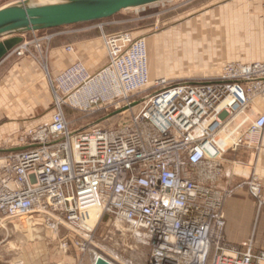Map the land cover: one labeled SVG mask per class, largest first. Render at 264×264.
Returning <instances> with one entry per match:
<instances>
[{"label":"built area","instance_id":"2783aa9c","mask_svg":"<svg viewBox=\"0 0 264 264\" xmlns=\"http://www.w3.org/2000/svg\"><path fill=\"white\" fill-rule=\"evenodd\" d=\"M104 38L108 64L83 79L85 70L76 63L61 83L81 79L79 94L109 75L107 86L90 91L84 104L71 101L91 110L123 95L127 109L122 114L132 111L131 120L73 129L57 99L50 122L23 131L19 148L0 153V226L36 215L59 235L64 228L62 248L72 246L79 264L99 259L142 264L110 254L115 251L107 244L115 241L112 230L97 236L99 225L116 221L137 243L150 247L145 264H264V250L255 248L254 239L233 245L225 235L228 198L246 189L261 207L262 182L232 165L221 185L229 152L259 151L262 145L264 60L228 63L216 79L152 81L142 40L127 32ZM26 46L14 52L22 55ZM150 87L157 90L133 105L131 98ZM93 207L101 209L100 220L88 233Z\"/></svg>","mask_w":264,"mask_h":264},{"label":"rangeland","instance_id":"374dc122","mask_svg":"<svg viewBox=\"0 0 264 264\" xmlns=\"http://www.w3.org/2000/svg\"><path fill=\"white\" fill-rule=\"evenodd\" d=\"M13 1L15 0H2L0 7ZM237 16L246 22L255 23L250 27L239 28ZM263 20L264 0H166L138 9L124 10L105 20L29 33L48 37L62 30L105 25L104 36L127 32L135 40L145 43L152 81L160 77L173 81H200L219 78L223 67L228 63H250L263 59ZM246 30L250 31L248 35L238 36V33ZM25 44L24 42L20 47ZM39 46L41 51L35 52L27 45L24 47V54L14 52L11 59L14 61L25 55H33L43 69L36 80L16 84L18 87L22 86V96L29 93L38 96L42 102L48 100L53 111L56 109L57 99L61 98L62 109L73 129L94 124L117 126L131 120L132 111L122 114L127 109L123 95L96 105L94 109L85 110L83 105L72 103L70 99L81 88V79L61 83L63 73L76 63L82 64L85 70L83 79L95 76L109 62L107 45V64L96 73L90 72L83 62L77 61L56 76L48 70V54L43 48V42ZM9 66L7 63L1 67L0 80L9 74ZM11 75L14 76L15 73L12 72ZM156 90V87H150L146 92L133 96L131 102L136 105ZM117 103L121 104L120 108H116ZM256 105L263 106L260 100L256 101ZM138 109L139 106L133 110ZM24 129L29 128H23L22 132ZM6 141L9 140L0 142ZM16 146H20L19 139ZM235 170L241 172L240 167ZM110 225H99L97 236L101 238L108 230H112L115 241H108L107 244L125 259L131 258L145 264L150 247L137 243L126 231L124 224L117 222ZM64 233V228L60 235L47 228L43 219L36 215L29 219L7 220L4 226H0V264H79L80 254L72 246L67 251L62 248L60 237Z\"/></svg>","mask_w":264,"mask_h":264},{"label":"crops","instance_id":"0c3cea01","mask_svg":"<svg viewBox=\"0 0 264 264\" xmlns=\"http://www.w3.org/2000/svg\"><path fill=\"white\" fill-rule=\"evenodd\" d=\"M237 20L239 28L250 27L255 23V21L246 22L240 16H237ZM105 28V25L87 26L58 31L48 37H39L33 33H26L22 36L25 43L35 52L40 48L37 44L43 42V48L48 54L50 74L56 76L77 61L83 62L90 72L96 73L108 61L104 40ZM249 32L246 30L241 34L238 33V36L244 37ZM69 45L73 47V50L67 49ZM14 55L13 52L0 64V69L7 63L10 65L9 74L0 80V141L9 140L4 143L0 142V153L17 149V141L23 128L50 122L55 111L48 100L42 102L38 96L29 93L28 96H22L23 94L20 93L22 86L18 87L16 84L22 85L36 80L43 69L33 55H25L11 61ZM263 60L264 58L252 62ZM12 72L15 73L14 76L11 75ZM232 165L235 168L240 167V173L243 175L247 176L252 171L260 179L263 184L264 198V132L259 151L244 147L238 152H229L226 155L225 178L221 185L226 184ZM225 215V235L228 242L239 245L252 238L255 248L264 250V205L259 207L257 199L251 196L246 189H241L228 198Z\"/></svg>","mask_w":264,"mask_h":264},{"label":"water","instance_id":"95a60500","mask_svg":"<svg viewBox=\"0 0 264 264\" xmlns=\"http://www.w3.org/2000/svg\"><path fill=\"white\" fill-rule=\"evenodd\" d=\"M166 0H15L0 7V64L25 41L23 34L114 17ZM97 264H110L99 259Z\"/></svg>","mask_w":264,"mask_h":264},{"label":"bare ground","instance_id":"6f19581e","mask_svg":"<svg viewBox=\"0 0 264 264\" xmlns=\"http://www.w3.org/2000/svg\"><path fill=\"white\" fill-rule=\"evenodd\" d=\"M45 1H47V2H54V1H56V0H45ZM140 8H142V7H140ZM135 9H138V8H135ZM138 11V10H137ZM109 75H102V76H99L98 78H96L95 80H93V81H91L88 85H87V87L86 88H84L83 90H82V92H80L79 94H73L71 97H70V99L73 101V102H75V103H77L76 101H78V102H83V104L85 103V101H86V96H87V94L90 92V91H94V90H98V89H102L103 87L105 88V86H107L106 84V82H107V79L109 78L108 77ZM116 88H117V86H116ZM103 93H104V91H103ZM106 94H107V92H106ZM91 216H90V218H89V220L86 222V224H85V227L87 228V230H88V233L90 232V231H92L94 228H95V226L98 224V222H99V220H100V214H101V209L99 208V207H93L92 209H91ZM29 218H31V216H22V217H20L19 219H29ZM118 221H116L115 222V224L117 223ZM88 242L91 244V245H93L94 247H97V245L99 246V244L96 242V241H94V240H92L91 239V237H88ZM101 246V245H100ZM110 254H112L114 257H118L120 260L122 259L120 256L121 255H119V254H117L115 251H111L110 252Z\"/></svg>","mask_w":264,"mask_h":264}]
</instances>
